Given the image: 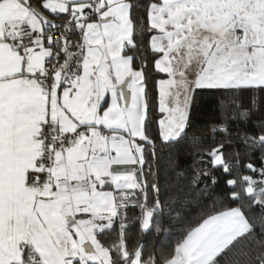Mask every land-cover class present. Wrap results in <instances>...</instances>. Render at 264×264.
I'll return each instance as SVG.
<instances>
[{
  "label": "snow or ice",
  "instance_id": "1",
  "mask_svg": "<svg viewBox=\"0 0 264 264\" xmlns=\"http://www.w3.org/2000/svg\"><path fill=\"white\" fill-rule=\"evenodd\" d=\"M198 93L213 134L264 153V0H0V264H264V159L232 175L222 140L190 180L160 167ZM255 113L256 134L229 133ZM217 169L227 203L189 217L179 194ZM130 209L143 232L183 230L145 258Z\"/></svg>",
  "mask_w": 264,
  "mask_h": 264
},
{
  "label": "trees",
  "instance_id": "2",
  "mask_svg": "<svg viewBox=\"0 0 264 264\" xmlns=\"http://www.w3.org/2000/svg\"><path fill=\"white\" fill-rule=\"evenodd\" d=\"M260 113L252 115L251 119L245 125L242 121L234 120L230 123L229 133L233 135L236 131L247 129L250 134H256L258 128V120ZM221 113L218 111L217 102L214 97L207 93L197 94V102L193 106L192 111V131L188 133V137L181 140L179 144H172L169 146L161 147L157 144V152L161 155L160 167L163 169L171 157L173 160V167L177 169V177H187L188 180L192 179L196 172L194 170L204 167L200 163L197 152L198 150H208L210 147H214L217 142L225 141L224 153L225 159L230 163H233L234 172L232 175H251L252 173L244 167L247 163H253L257 168L260 167L262 159H264V153H261L259 148L249 149L240 142L228 143L230 139L227 133L217 132L213 134L211 129L214 122L220 119ZM198 137L196 143L200 148L193 147L191 137L193 135ZM205 159H207L205 157ZM219 182L212 186L207 180H201L198 187H184V190L179 195L182 198V203L186 206L190 201L192 208L188 209V216L196 218L201 209H207L212 206L213 201L219 203H227L223 200L222 194L228 191L225 185V180L232 178V176L226 175L221 169H217L214 173ZM176 181L169 179L165 182L166 189L170 192L171 187H174ZM183 184H187V180L183 181ZM207 185V187H205ZM212 193V199L204 200L201 193ZM165 202L169 200L168 196L164 197ZM192 209H196L193 211ZM129 225L127 229V237L130 248H135L138 245H143L145 258L154 250L159 251L162 247L174 244L176 239L179 238V233L183 230V226L178 224L175 219L169 222L166 218L162 219L159 224L160 232L158 233L154 228L148 232H143L140 229L139 224L136 223V218L140 215L137 209H130L127 213ZM117 235L115 231L109 235H105L103 239L111 242V240Z\"/></svg>",
  "mask_w": 264,
  "mask_h": 264
},
{
  "label": "built area",
  "instance_id": "3",
  "mask_svg": "<svg viewBox=\"0 0 264 264\" xmlns=\"http://www.w3.org/2000/svg\"><path fill=\"white\" fill-rule=\"evenodd\" d=\"M56 35H57V36H59V35H60V33H56Z\"/></svg>",
  "mask_w": 264,
  "mask_h": 264
},
{
  "label": "crops",
  "instance_id": "4",
  "mask_svg": "<svg viewBox=\"0 0 264 264\" xmlns=\"http://www.w3.org/2000/svg\"><path fill=\"white\" fill-rule=\"evenodd\" d=\"M154 95V97H155V94H153Z\"/></svg>",
  "mask_w": 264,
  "mask_h": 264
}]
</instances>
